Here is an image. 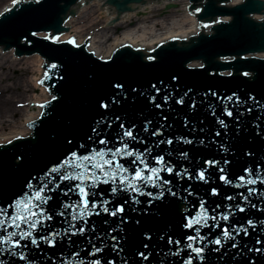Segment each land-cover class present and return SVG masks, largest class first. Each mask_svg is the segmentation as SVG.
<instances>
[{"label": "water", "instance_id": "obj_1", "mask_svg": "<svg viewBox=\"0 0 264 264\" xmlns=\"http://www.w3.org/2000/svg\"><path fill=\"white\" fill-rule=\"evenodd\" d=\"M82 1L21 0L0 12V46L13 47L18 56L39 54L47 70L42 84L52 94L39 117L30 122L29 134L0 143V208H7L11 216V206L31 195L41 178L72 153L93 155L124 143L136 152L147 150L150 167H159L155 159L164 156L174 170L160 175L170 183L163 185L162 198H154L161 192L158 187L142 188L152 196L119 189L113 194L111 183H99L91 189L90 200L97 204L108 200L110 211L120 205L124 211L112 216L98 207L99 214L86 217V223L72 222V209L64 205L80 200L74 190L78 181H62L53 173L59 187L49 184L54 190L45 193L50 199L43 207L52 219L34 232L39 247L22 241L16 249L26 256L21 260L5 246L0 264H90L96 260L100 264H185L190 257L192 264H264V182L237 186L242 183L240 176L248 178L246 169L252 178L258 169L264 177V57L256 55L264 51V19L252 17L256 12L264 14V1L188 0L189 11L202 23L195 34L172 36L152 50L122 45L108 58L88 51L85 41L74 45L68 43L73 38L53 41L39 35L53 37L68 30L65 21ZM148 1L105 0L117 12L109 23ZM174 7L171 0L165 9ZM53 64L57 67L51 68ZM128 130L134 138L124 136ZM101 139L107 143L101 144ZM133 159L117 157L130 174L138 166ZM207 161L219 163L213 166ZM205 169L207 182L197 179ZM221 175H227L231 183L222 181ZM248 188L257 191L249 195ZM230 196L233 199H227ZM201 203L210 217L218 218L209 219V226L200 230L205 239L193 243L204 247L202 260L187 247L192 242L186 237L195 232L185 227ZM225 214L227 221L222 218ZM70 222L75 224L73 231L81 227L85 231L66 232ZM225 227L233 238H222L221 245L209 243L222 237ZM242 227L247 235L237 234ZM54 232L60 234L55 246L39 239ZM94 248L102 251L90 255Z\"/></svg>", "mask_w": 264, "mask_h": 264}, {"label": "snow or ice", "instance_id": "obj_2", "mask_svg": "<svg viewBox=\"0 0 264 264\" xmlns=\"http://www.w3.org/2000/svg\"><path fill=\"white\" fill-rule=\"evenodd\" d=\"M20 0H13V4L19 3ZM207 27V25H205ZM49 38V37H45ZM53 41H58L59 37L53 36L51 37ZM68 43L76 44L75 39H71ZM78 46V45H77ZM57 65H51V68H56ZM243 75L248 76L249 73L245 72ZM44 81H40L43 83ZM117 87H122L117 85ZM155 87V86H153ZM158 91V90H157ZM55 99V97H53ZM229 100L232 97L228 98ZM182 103V100L180 101ZM104 108H107V104L101 105ZM40 107H45V105H40ZM226 115L231 117L233 113L230 110L226 111ZM221 125H224V121H220ZM123 128V125L121 126ZM159 132L154 133V135H158ZM219 135V133H217ZM125 137H133V133L131 130L124 132ZM164 141H161L163 143ZM191 143V141H187ZM101 144H106L107 141L104 139L100 140ZM168 144L172 143V140L169 139L167 141ZM146 154L147 150L144 153L136 152L134 150H130L127 143H124L122 147H117L115 150L107 149V150H100L94 151L93 155H85V156H78L77 153H72L69 159L63 161L60 165L55 166L49 170L48 173L42 179V183L39 188L33 190L31 195L26 194V199H19L17 200L14 205L11 207L14 208V212L11 216L8 215L7 208H0V232H3V235H0V252H2L7 246V249L13 254L18 255L21 260H25L26 256L22 253H17L16 249L20 248L21 242L25 240H30L31 244L39 247V243L37 238L34 235V232L37 230L38 227L43 226V222L47 220H51L52 217L50 215H46L44 205L47 204L48 200L50 199L49 196H46L45 193L47 191H52L53 189H49V184H54L55 187H59V184L55 180V176L53 173L59 174L60 179L63 180H75L78 181L74 185V190L77 191L80 200L72 205H64L65 209L71 208V221H85L86 217L92 214H99L97 212V208L99 207L103 212L108 213L112 216H116L118 213H122L124 211L123 205L117 206L114 210H109L107 205L110 203L108 200H102L100 204H97L96 201L90 200V196H93L94 193L91 191L92 188L98 186L99 183L108 184L111 183L113 185L111 191L112 193H116L119 190H126L130 192L139 193L141 195L147 194L152 196V193H144L142 191L143 187L152 186L161 188V192L158 196L154 198H162L164 194L163 185L168 184L170 182L163 181L160 173L161 172H173V167L170 164H166L164 156H160L155 159V163L159 165V167H150L149 164L146 162ZM187 155L186 153L184 154ZM110 157V158H105ZM117 157L126 158V157H134L133 164L138 165L134 173L130 174L129 168L125 167L124 165L120 164L117 160ZM208 165H217L219 162L217 161H207ZM227 163V161L225 162ZM142 165V167H140ZM221 173L225 172L224 168L219 169ZM207 169L199 171L197 175V179L206 181L205 172ZM248 173V178L246 179L245 176H240L238 179L240 184L238 187H244L246 185H256L259 182H264V177L259 175V169L257 170L256 178H252V173L250 169L245 170ZM147 172V175L145 174ZM220 179L225 183H231L228 179L227 175H221ZM29 189H32L33 186L31 183L28 185ZM71 191V189H70ZM170 191V189L168 190ZM257 190L255 188H248L249 195H252ZM213 193L216 194V190L213 189ZM67 194V193H65ZM175 195V193H172ZM227 199L231 200L233 197H227ZM242 199L244 201L248 200V196H243ZM238 210L243 212L245 209L243 207L237 206ZM60 215H64V213H60ZM225 221L228 220V215L225 214L222 217ZM209 219L216 221L218 218L215 215L209 216L208 210L204 207V204L201 203L200 211L197 213L196 216L192 217L188 220L185 227L189 229H193L195 235L186 237V240L192 243H188L187 247L191 249V252L196 254V257L199 259H203L201 253L204 251V247L200 246H193V243L200 241L202 242L205 238L200 236L201 227L209 226L208 221ZM70 222L69 228L66 229V232H71V234L75 235L77 233H83L85 231L84 227H81L75 231V224ZM249 225H252L253 222L251 220L248 221ZM23 226V227H22ZM218 227L219 225H212ZM11 228L12 230L9 231L8 229ZM243 231L245 235H247V229L241 228L237 231ZM59 233H50L48 236H41L40 240H46L49 246H55V238L59 236ZM223 239H230L233 238L231 232L227 227L223 229L222 237H217L214 241H209V243H214L215 245H221ZM116 238L113 237V240ZM169 243H173L171 238L169 239ZM177 245L180 244L179 241H175ZM26 247V245H23ZM235 247V245H233ZM146 247V246H145ZM219 250V249H216ZM102 251V248H94L93 252L90 255H95ZM256 251H260V249H256ZM78 255V254H75ZM143 255V254H141ZM147 259V257H144ZM71 264V262H69ZM83 264V262H81ZM90 264H100L99 260L92 261ZM185 264H192V258L190 257Z\"/></svg>", "mask_w": 264, "mask_h": 264}, {"label": "bare ground", "instance_id": "obj_3", "mask_svg": "<svg viewBox=\"0 0 264 264\" xmlns=\"http://www.w3.org/2000/svg\"><path fill=\"white\" fill-rule=\"evenodd\" d=\"M104 1L83 0L80 4L81 8H76L75 15L77 16L76 22L80 23L81 20L85 21L97 13V16L102 17V27L105 26L109 28L108 30H87L85 25H77L70 31L69 24L71 21L69 20L65 23L68 27V30L65 31V36L74 37L78 44L81 41L87 42V50H90V52L100 58L110 57L113 51L122 45H130L133 48L144 47L145 50H152L160 42L170 40L172 36L174 39H179L180 36L195 34L202 24L197 20L194 12L189 11L186 0L172 1L176 4V8L173 9H165L167 2L171 0H149L145 4H138L136 9L122 12L117 21L109 23L111 18L117 16V12L114 7L107 5ZM239 1L231 0V3H239ZM3 9L1 4L0 12ZM154 10L161 11L164 16L162 15L158 21H152L149 24L145 17H148L147 15ZM252 17L262 20L264 19V14L256 12L252 14ZM224 18L228 19L229 16ZM91 20H93V17ZM155 24H161L164 27L163 30L157 31ZM115 26H123L124 28L114 31ZM14 54L13 47L5 50L0 46V86L2 85L1 82L8 76L6 72L20 63V60L13 57ZM256 55L264 57V51L258 52ZM33 56H36V59L35 57L31 61L26 59L18 66V70L23 73L28 70L31 71L29 80L24 79L18 84L14 81L12 85H4V88L6 86L7 89H10V96L0 101V143L29 134L30 122L39 117L42 111L40 105H43L50 97L47 88L40 83L44 75L41 68L42 57L38 54H33ZM24 81L25 83H23ZM16 85L20 87L21 94L26 91L29 92V94H26L25 99L22 100L23 108L20 109L12 105L13 96L18 94L14 89ZM16 114H18L17 117H15Z\"/></svg>", "mask_w": 264, "mask_h": 264}, {"label": "rangeland", "instance_id": "obj_4", "mask_svg": "<svg viewBox=\"0 0 264 264\" xmlns=\"http://www.w3.org/2000/svg\"><path fill=\"white\" fill-rule=\"evenodd\" d=\"M87 6H89V5H87ZM78 7H79V9L81 8L80 6H78ZM174 8H176V7H174ZM171 9H173V8H171ZM162 15L164 16V14L161 11L154 10V11L150 12L147 15L148 17H145V19L149 22V24H151L152 21L153 22L154 21H158L159 18H161ZM76 17L77 16L75 15V16H70L69 18L66 19V21H69V20L71 21L70 24H69L70 31H71V29L74 28V26H77V25H85L87 27V30L94 29V30L99 31V30H102V29H105V30L109 29V28H107L105 26L102 27L103 26L102 17L101 16H97V13H95L92 16L93 20H91L92 17H90V18L86 19L85 21L81 20L80 23L76 22ZM66 21H65V23H66ZM120 28H124V27L123 26H115V28L113 30L114 31H118ZM155 28L157 29V31H162L164 27L161 24H155ZM48 35H49V33L41 34V36L49 37V39H51L52 36H48ZM65 35H66L65 32L58 34L57 35V37H59L58 41H66L67 38H74V37H68V36L66 37ZM62 37H64V38H62ZM75 41H76V39H75ZM145 52H149V51H145ZM146 55L148 56V53ZM13 57L18 59V60H20V63L16 67H13L11 70L6 72V74L8 76L5 78L4 81L1 82L2 85L0 86V101H3L4 99H6V97L10 96V93H9L10 89H7L6 86L4 88V85H6V84L12 85V83L14 81L16 82V84H18L20 81H22L24 79H26L27 81L29 80V78L31 76V71L28 70V71H25V73H23L22 71L18 70V66H20L22 64V62L24 60H26V59H28V61H31L32 58H34V57L36 59V56H33V55H31V56H29V55L18 56L16 54H14ZM39 58H41V57H39ZM148 58H150V57L148 56ZM44 63H45V60L43 58H41V68H42V71L44 72V74H46L47 70L43 67ZM43 77H44V75H43ZM43 77L41 78V81H42ZM23 83H25V81ZM14 89H15V91H17L18 94L13 96L12 105L17 107V108H19V109L23 108V101L22 100L25 99L26 94H29V92L26 91L25 93L21 94L20 87H18L17 85H16V87ZM47 91H49L48 88H47ZM48 94L50 95V97H52V94L50 93V91H49ZM17 116H18V114L15 115V117H17Z\"/></svg>", "mask_w": 264, "mask_h": 264}, {"label": "flooded vegetation", "instance_id": "obj_5", "mask_svg": "<svg viewBox=\"0 0 264 264\" xmlns=\"http://www.w3.org/2000/svg\"><path fill=\"white\" fill-rule=\"evenodd\" d=\"M21 1V0H20ZM6 2V3H5ZM1 4H2V6H3V8H8V7H11V6H13L14 4H13V0H0V6H1ZM9 4V5H8Z\"/></svg>", "mask_w": 264, "mask_h": 264}]
</instances>
